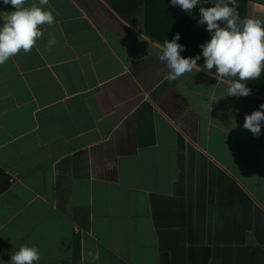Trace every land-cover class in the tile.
<instances>
[{
    "label": "crops",
    "instance_id": "1",
    "mask_svg": "<svg viewBox=\"0 0 264 264\" xmlns=\"http://www.w3.org/2000/svg\"><path fill=\"white\" fill-rule=\"evenodd\" d=\"M44 7L55 23L0 65V264L21 245L40 264H264V128H243L264 73L239 98L206 70L167 80L168 39H210L199 6ZM236 8L264 20V0Z\"/></svg>",
    "mask_w": 264,
    "mask_h": 264
},
{
    "label": "clouds",
    "instance_id": "2",
    "mask_svg": "<svg viewBox=\"0 0 264 264\" xmlns=\"http://www.w3.org/2000/svg\"><path fill=\"white\" fill-rule=\"evenodd\" d=\"M27 0H0V4L10 5L11 10L0 12V65L21 50L28 53L37 40L43 36L41 26L55 23L53 11L45 8L49 0H39L26 6ZM169 4L193 15L199 6L198 24L205 26L210 39L200 45L201 52L195 56H185V45L179 43L181 33L177 32L160 48L157 59L166 63L167 80L176 81L191 73L206 70L210 75L226 84L227 96L241 97L251 94L249 81L260 79L264 73V20L253 17L241 18L236 8V0H169ZM208 4L210 6L205 7ZM56 43L50 37L48 45ZM203 57V64L197 62ZM234 125L237 120L233 117ZM243 128L253 136H260L264 128V103L245 115ZM98 259V256L96 257ZM38 248L21 245L11 254L8 264H40Z\"/></svg>",
    "mask_w": 264,
    "mask_h": 264
},
{
    "label": "trees",
    "instance_id": "3",
    "mask_svg": "<svg viewBox=\"0 0 264 264\" xmlns=\"http://www.w3.org/2000/svg\"><path fill=\"white\" fill-rule=\"evenodd\" d=\"M173 6V5H172ZM150 7V3L147 1V8H149ZM164 7V6H163ZM174 7V6H173ZM174 9H175V7H174ZM176 11H177V9H176ZM178 12V11H177Z\"/></svg>",
    "mask_w": 264,
    "mask_h": 264
}]
</instances>
